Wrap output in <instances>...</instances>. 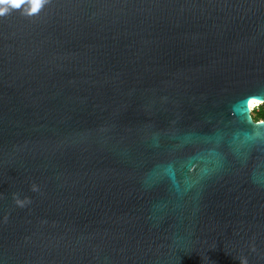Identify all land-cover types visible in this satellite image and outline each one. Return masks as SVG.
Wrapping results in <instances>:
<instances>
[{
    "label": "water",
    "instance_id": "95a60500",
    "mask_svg": "<svg viewBox=\"0 0 264 264\" xmlns=\"http://www.w3.org/2000/svg\"><path fill=\"white\" fill-rule=\"evenodd\" d=\"M253 100L264 0H3L0 264H264Z\"/></svg>",
    "mask_w": 264,
    "mask_h": 264
},
{
    "label": "built area",
    "instance_id": "2783aa9c",
    "mask_svg": "<svg viewBox=\"0 0 264 264\" xmlns=\"http://www.w3.org/2000/svg\"><path fill=\"white\" fill-rule=\"evenodd\" d=\"M263 104H264L263 102L253 103L250 106V113H260L262 110L264 114V108H262ZM261 121H264V120H261Z\"/></svg>",
    "mask_w": 264,
    "mask_h": 264
},
{
    "label": "trees",
    "instance_id": "16d2710c",
    "mask_svg": "<svg viewBox=\"0 0 264 264\" xmlns=\"http://www.w3.org/2000/svg\"><path fill=\"white\" fill-rule=\"evenodd\" d=\"M262 108H264V104H263ZM251 117H252L254 122H259L261 120H264V114H263L262 110L260 113H255L254 116L251 115Z\"/></svg>",
    "mask_w": 264,
    "mask_h": 264
},
{
    "label": "clouds",
    "instance_id": "9594fccd",
    "mask_svg": "<svg viewBox=\"0 0 264 264\" xmlns=\"http://www.w3.org/2000/svg\"><path fill=\"white\" fill-rule=\"evenodd\" d=\"M0 2H3V0H0ZM13 4H18V0H12Z\"/></svg>",
    "mask_w": 264,
    "mask_h": 264
},
{
    "label": "bare ground",
    "instance_id": "6f19581e",
    "mask_svg": "<svg viewBox=\"0 0 264 264\" xmlns=\"http://www.w3.org/2000/svg\"><path fill=\"white\" fill-rule=\"evenodd\" d=\"M258 102H260V101L253 100V101L250 102V106H251L253 103H258Z\"/></svg>",
    "mask_w": 264,
    "mask_h": 264
},
{
    "label": "rangeland",
    "instance_id": "374dc122",
    "mask_svg": "<svg viewBox=\"0 0 264 264\" xmlns=\"http://www.w3.org/2000/svg\"><path fill=\"white\" fill-rule=\"evenodd\" d=\"M251 115H253V116H254V115H255V113H251Z\"/></svg>",
    "mask_w": 264,
    "mask_h": 264
},
{
    "label": "snow or ice",
    "instance_id": "6c2138e0",
    "mask_svg": "<svg viewBox=\"0 0 264 264\" xmlns=\"http://www.w3.org/2000/svg\"><path fill=\"white\" fill-rule=\"evenodd\" d=\"M34 11H35V9H34Z\"/></svg>",
    "mask_w": 264,
    "mask_h": 264
}]
</instances>
